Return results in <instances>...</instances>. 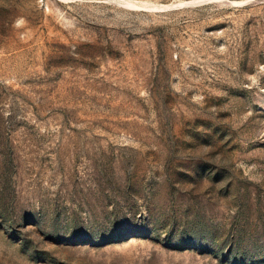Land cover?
<instances>
[{
  "label": "rangeland",
  "instance_id": "1",
  "mask_svg": "<svg viewBox=\"0 0 264 264\" xmlns=\"http://www.w3.org/2000/svg\"><path fill=\"white\" fill-rule=\"evenodd\" d=\"M0 264H264V0H0Z\"/></svg>",
  "mask_w": 264,
  "mask_h": 264
}]
</instances>
